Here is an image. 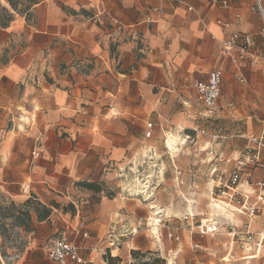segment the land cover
I'll return each mask as SVG.
<instances>
[{
	"label": "crops",
	"instance_id": "1",
	"mask_svg": "<svg viewBox=\"0 0 264 264\" xmlns=\"http://www.w3.org/2000/svg\"><path fill=\"white\" fill-rule=\"evenodd\" d=\"M212 2L31 0L16 14L0 0L12 15L0 28V193L30 218L16 229L23 246L14 264H56L45 250L62 234L85 264H131L138 252L166 260L165 243L152 242L144 227L151 207L164 205L165 175L178 170L149 165L168 155L177 161L181 141H198L211 121L235 127L248 112H264V33L254 1L227 0L226 9ZM231 33L252 40L239 65L222 51ZM217 69L218 112L208 117L193 83ZM260 123L238 135L244 146ZM147 172L158 181L146 187ZM252 264L262 260L254 254Z\"/></svg>",
	"mask_w": 264,
	"mask_h": 264
},
{
	"label": "rangeland",
	"instance_id": "2",
	"mask_svg": "<svg viewBox=\"0 0 264 264\" xmlns=\"http://www.w3.org/2000/svg\"><path fill=\"white\" fill-rule=\"evenodd\" d=\"M26 5V0H20L16 14H22ZM261 121H264V112H248L245 119L235 123V127H216L211 125L213 123L211 121L198 129V141L185 138L181 141L183 150L177 161L170 160L169 155L167 159L162 158L157 163L152 161V164L149 165L150 172L154 169L157 172L161 165L165 171H168V168L175 170V165L179 171L177 172L181 173L178 180H176L177 172L174 175H165V178L163 176L166 191L160 194V198L164 205L161 209L158 206L151 207V219L146 222L144 227L147 230L145 235L152 242L159 239L160 242L165 243L167 256L164 261L155 254L138 252L136 256L131 255V264H191L195 258L204 264H207L206 262L252 264L254 254L264 264V238L260 247L254 246L255 242L261 239V235L264 236V213L251 222L250 232L255 240L248 244L243 233L245 219L231 208L223 205L225 203L223 199L213 201L211 196L214 187L218 184L217 179L224 180L234 166V159L243 151L244 140L238 138V135L253 133L255 128L261 126ZM214 137L215 140H213ZM168 139L172 138L169 136ZM167 142L173 144L171 140ZM172 144L171 149L168 147L170 150H173ZM217 144L220 145L219 151L217 154L210 155V147ZM223 144L230 145L229 154H222ZM171 157L173 156L171 155ZM150 172L145 174V181H141L137 175L142 186L145 184L146 187L149 186L152 179H154V183L158 181L154 173ZM137 178L135 177V179ZM180 181L182 184L178 185ZM174 182L179 186L177 189L173 186ZM10 203L12 202L0 193V207H8ZM212 204L225 207L226 211L232 214L233 221H225L220 216L216 217ZM184 217H188V219L184 221ZM154 220H159L156 235H153L152 232L155 227ZM2 223L4 227H0V255L6 256L20 249L23 243L17 239L19 236L17 230L11 227V219L7 218ZM213 227L216 230L211 232ZM169 235L172 237L170 238ZM243 245L246 246L243 248ZM179 249L182 252L178 255ZM206 251H211V256H206Z\"/></svg>",
	"mask_w": 264,
	"mask_h": 264
},
{
	"label": "built area",
	"instance_id": "3",
	"mask_svg": "<svg viewBox=\"0 0 264 264\" xmlns=\"http://www.w3.org/2000/svg\"><path fill=\"white\" fill-rule=\"evenodd\" d=\"M253 1V11L259 15L262 32L264 33V1ZM212 3L222 9L228 7L227 0H213ZM152 12L160 13V10L154 8ZM218 24L222 23L218 21ZM251 46L252 40L250 36L231 33L224 41L222 51L232 64L239 65L248 55ZM262 59L264 61V53ZM222 76V71L217 69L211 71L204 81H195L193 83L195 101L203 108L208 117L216 116L218 112L217 102L220 98ZM147 130L145 138L150 137V124L147 125ZM245 143L243 151L234 159V166L224 180L221 178L217 179L218 184L214 187L211 196L213 201L223 199L227 208H231L236 214L245 219L243 233L249 244L255 240L250 232L251 222L264 213V125L260 132L246 137ZM32 155L37 156L35 153ZM226 162L228 163L229 161ZM131 173L135 175L138 171H131ZM179 175L177 173L176 180H178ZM181 184L180 181L178 185ZM243 186L248 190H245ZM187 219L188 217L183 218L184 221ZM215 230L216 228L213 227L210 231L214 232ZM85 236L83 234V237ZM169 237L171 238L172 235H169ZM263 238L264 236L261 235V239L255 242L254 246L256 248L261 246ZM17 239L21 241L19 237ZM112 243L113 245H118L117 241H112ZM246 245H243V248ZM21 253L22 247L11 255H0V264H14L20 258ZM45 253L47 258L56 264H85V261L79 256V248L63 234L53 238L48 243Z\"/></svg>",
	"mask_w": 264,
	"mask_h": 264
},
{
	"label": "trees",
	"instance_id": "4",
	"mask_svg": "<svg viewBox=\"0 0 264 264\" xmlns=\"http://www.w3.org/2000/svg\"><path fill=\"white\" fill-rule=\"evenodd\" d=\"M3 1H5L10 6L13 12L15 13L17 12V5L20 0H3ZM26 1H27V5L23 8V12L28 10L30 7L31 0H26ZM11 19H12V15L9 14L7 10L0 7V28L5 27L11 21ZM27 205H29V202L27 203ZM46 212L48 215V211ZM36 215L38 220L41 219V216L38 214L37 210H36ZM7 218L12 220L11 227L14 229H17L18 227L21 226H24L26 229L28 228L29 220H30L28 211L22 210L21 208L15 206L13 203H10V205L5 208L0 207V227H4L2 221ZM137 254L138 253H132V256H136ZM107 263L112 264L111 259H107Z\"/></svg>",
	"mask_w": 264,
	"mask_h": 264
},
{
	"label": "bare ground",
	"instance_id": "5",
	"mask_svg": "<svg viewBox=\"0 0 264 264\" xmlns=\"http://www.w3.org/2000/svg\"><path fill=\"white\" fill-rule=\"evenodd\" d=\"M172 141V140H171ZM167 144V146L171 149V144H172V142H171V144H170V142H167L166 143ZM211 186V185H210ZM211 191V190H210ZM217 203H219V202H217ZM220 204H223V203H220ZM213 205V204H212ZM223 205H225V204H223ZM227 207V206H226ZM212 208H213V212H214V215L216 214V217L217 216H220V217H222V219L223 220H225V221H233V217L231 216L232 214L231 213H228L227 211H226V208L225 207H223L222 205H217V204H214L213 206H212ZM232 212V211H231ZM215 217V218H216ZM235 220V219H234ZM155 221V220H154ZM157 222H159V220H156L155 221V227L152 229V232L154 233L153 235H156L157 234Z\"/></svg>",
	"mask_w": 264,
	"mask_h": 264
}]
</instances>
